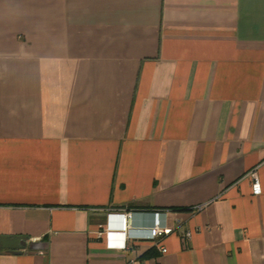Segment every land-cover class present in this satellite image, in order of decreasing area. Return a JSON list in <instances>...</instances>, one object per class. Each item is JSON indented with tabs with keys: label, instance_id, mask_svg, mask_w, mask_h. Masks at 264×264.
<instances>
[{
	"label": "crops",
	"instance_id": "1",
	"mask_svg": "<svg viewBox=\"0 0 264 264\" xmlns=\"http://www.w3.org/2000/svg\"><path fill=\"white\" fill-rule=\"evenodd\" d=\"M0 264H264V0H0Z\"/></svg>",
	"mask_w": 264,
	"mask_h": 264
},
{
	"label": "built area",
	"instance_id": "2",
	"mask_svg": "<svg viewBox=\"0 0 264 264\" xmlns=\"http://www.w3.org/2000/svg\"><path fill=\"white\" fill-rule=\"evenodd\" d=\"M252 190L255 195L260 193L259 181L255 173L252 174ZM202 207L196 208V211L201 210ZM122 221L120 227L121 240L124 244H128L131 240L139 239L146 241H155L159 238L164 237L172 232L170 228H162L160 226L159 214H154V222L150 228H134L132 226V215L131 211H123L120 213ZM182 237L188 239L192 236V233L189 231H180ZM166 249L162 248L161 252L166 253Z\"/></svg>",
	"mask_w": 264,
	"mask_h": 264
},
{
	"label": "water",
	"instance_id": "3",
	"mask_svg": "<svg viewBox=\"0 0 264 264\" xmlns=\"http://www.w3.org/2000/svg\"><path fill=\"white\" fill-rule=\"evenodd\" d=\"M14 253H18V252H14Z\"/></svg>",
	"mask_w": 264,
	"mask_h": 264
}]
</instances>
